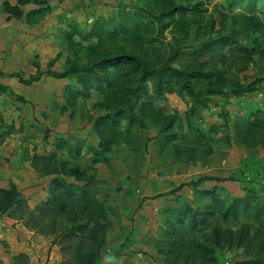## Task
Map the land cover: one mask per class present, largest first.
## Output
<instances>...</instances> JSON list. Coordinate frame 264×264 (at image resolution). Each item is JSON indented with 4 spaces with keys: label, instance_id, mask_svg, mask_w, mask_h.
Returning <instances> with one entry per match:
<instances>
[{
    "label": "rangeland",
    "instance_id": "rangeland-1",
    "mask_svg": "<svg viewBox=\"0 0 264 264\" xmlns=\"http://www.w3.org/2000/svg\"><path fill=\"white\" fill-rule=\"evenodd\" d=\"M250 1L63 0L55 7L48 22L56 38L52 51L42 54L44 72L53 60V70L63 72L101 58L128 55L151 69L169 64L188 71L211 72L215 77L196 82L197 90L202 92L201 101L186 94L154 96L149 83L150 99L136 102L128 93L129 81L121 74L124 68L110 71L116 73L118 88L92 90L89 98L80 97L75 104L66 103L64 95L69 84L80 88L74 85L75 80H42L27 94L20 89L19 96L26 101L14 99L13 114L6 115L0 125L1 130L11 126L15 129L14 137L0 147V157L8 160L3 166L9 163L5 167L8 177L2 176L0 186L8 188L16 183L31 209L47 199L49 184L43 173L39 175L24 165L33 150H55L52 146L57 134L67 137L72 148L79 142L97 148L102 137L112 140L113 145L106 163L94 161L88 149L77 163L94 177L92 192L104 204L103 210L75 202L73 210L59 216L53 226L49 220L44 222L42 232L52 235L28 229L25 232L22 222L0 215V264L82 263L92 250L90 241L86 237H81L82 243L75 239L63 241L60 236L74 224L86 222L106 231V251L101 255L104 263L115 262L117 256L116 264H239L264 258V236L244 215L228 223L216 216L206 227L170 241L161 231L168 216L164 212L178 206V197L194 201L188 187L172 193L193 179L237 178L238 182H207L202 189L217 186L222 198L231 200L245 194L244 186L255 187L264 200V122L248 118L251 111L264 118V110L258 111L264 104V14L259 9L248 11ZM257 2L260 5L264 0ZM184 6H197L206 12L195 15L179 11ZM120 12L136 17L124 21L127 31L118 37L63 39L69 26L87 34L98 19L118 21ZM219 36L232 40V44L199 59L188 54ZM248 48L251 54L245 53ZM133 105L134 116L145 120L146 127L120 118L115 127L103 128L101 136L93 131L99 117ZM193 108L197 111L188 118ZM172 121L178 139L162 144L157 136ZM198 136L203 140L199 141ZM15 156L19 158V169H10L11 163H16ZM57 158L67 161L70 156L59 152ZM71 164L73 169L76 164ZM244 226L249 227L250 236L240 245L238 238L247 230Z\"/></svg>",
    "mask_w": 264,
    "mask_h": 264
},
{
    "label": "trees",
    "instance_id": "trees-1",
    "mask_svg": "<svg viewBox=\"0 0 264 264\" xmlns=\"http://www.w3.org/2000/svg\"><path fill=\"white\" fill-rule=\"evenodd\" d=\"M235 1L236 0H232L231 4ZM28 4L38 6V9L30 12L28 16L34 14L39 18H43L46 15H51L55 10V7H51L47 0H19L16 6H12L9 2H4L3 8L5 12L10 14L11 18L20 20L25 16V12L21 7ZM198 9L197 6H184V8H180L179 11L185 13L189 12L195 15L206 12L205 9H201L200 11ZM246 9L250 12L254 9H259L260 13L264 14V3L259 5L257 0H251ZM135 15L136 14H127L123 12V14H120L118 21L100 18L94 23L92 29L87 34H83V32L69 26V31L63 35V39L67 42L75 36H80L85 41H90L93 38L102 36L111 38L118 37L120 33L127 31V23L124 21L132 20L136 17ZM231 42L232 40L229 41L228 38L221 36L210 38L200 49L190 51L188 54L195 59H199L221 46H229L232 44ZM251 51L252 49L250 50L248 48L245 50V53L251 54ZM54 63L55 60L50 62L49 69L46 72L38 71L36 75L31 76L27 80L23 78V74L21 73L5 74L0 72V77L4 75L15 77L18 78L22 84L27 86L39 82L44 75L55 79L75 80L76 84L74 85L78 84V86H80L79 89L73 88L70 84L65 88L64 95L66 103L68 104H75L76 100L80 97L89 98L92 90H114L118 88L120 84L117 81L116 73H110L112 69L124 68L121 74L129 81L127 82L129 86L126 85L128 93L136 102L150 99L149 83L153 85L154 96H164L167 94L183 96L186 94L193 99L201 101L202 92L201 90H197L196 82L212 81L215 77V74L211 72H205L203 70L188 71L170 66L169 64L151 69L138 58L128 55L101 58L95 62H89L85 66H80L78 68L70 67L63 72L52 70ZM0 89L4 92L9 91L2 86H0ZM249 90L250 88L248 91ZM9 93L13 94L11 91ZM239 94V92L235 93V95ZM17 99L21 102L26 101L20 96H18ZM261 105L264 108V104L261 103ZM263 108H259L260 110L258 111H263ZM143 109L144 104L141 106L140 110L142 111ZM196 111V108L191 109L188 118L193 117ZM252 112L253 111L249 113L248 118L253 117L252 120L264 122V118H260L257 113L252 115ZM134 113V105L130 107L124 106V108L108 113L96 120L93 125V131L101 136L103 128L115 127L120 118H128L129 122L133 123L132 125L136 124L141 127H146L145 120L134 116ZM188 121L190 122V120ZM190 128H192V126H190ZM173 130V121L160 130L157 137L161 140L162 144L171 143L178 139V134L173 132ZM5 133L9 134L10 131L1 132L0 127V137H3ZM197 139L202 141L203 137ZM112 145V140L102 137L97 148H94L88 142H79L76 144L75 148H72L64 135L57 134L55 136V148L57 153L48 156L35 155L33 158V166L37 172L45 175H55L50 181L47 199L41 202L34 210H31L27 198L19 190L18 185L16 183H11L8 189L0 187V215L5 214L13 220L22 222L30 231H35L42 235H52L51 233L45 234L42 232L44 222L49 220L52 222L50 225L53 226V223L59 216H64L73 210L72 205L75 202L91 207L97 211L103 210L104 204L92 192L94 177L90 176L88 172L82 169L76 161L80 159L83 150L88 149V151L92 152L94 155V161L106 163ZM58 152H67L70 156V160L58 161ZM71 163H75L77 166L73 165V169H71ZM262 165L264 169V164ZM245 167L249 170L252 169L248 167L247 164H245ZM252 170H254V167ZM1 179L2 175L0 173V182ZM228 181L238 182L239 180L233 177L227 180H221L216 177L204 176L182 183L177 189L173 190L172 193H176L188 187L195 196V199L193 202H190L186 198L178 197V206L164 212V214L168 215L161 230L165 239L170 241L181 234L194 233L199 228L206 227L216 216H219L223 223H228L229 221H237L239 217L243 215L246 216L249 221L255 222L258 226L257 233L264 236V200L255 187L250 188L244 186L243 189L245 194L243 196L233 197L231 200L222 198L220 188L217 186L211 189H202V186L207 182L222 183ZM206 199L209 202H207ZM243 229L247 230H245V233L243 232L242 237L238 238L240 245H243L245 239L250 236L249 227L244 226ZM104 232L106 233L103 227H98L97 225L90 226V224L86 222L74 224L60 236V239L63 241L75 239L82 243L83 238L81 237H86L85 239L90 241L89 243L92 246V250L82 263L79 264H116L119 256L114 259L115 262L111 260L104 263L102 260L101 255L106 251L104 248ZM100 234H102V238H100ZM239 264H264V258L257 257L256 259L246 260Z\"/></svg>",
    "mask_w": 264,
    "mask_h": 264
},
{
    "label": "crops",
    "instance_id": "crops-1",
    "mask_svg": "<svg viewBox=\"0 0 264 264\" xmlns=\"http://www.w3.org/2000/svg\"><path fill=\"white\" fill-rule=\"evenodd\" d=\"M18 1L19 0H0V72L5 73V74L21 73L23 74V78L27 80L31 76L36 75L38 71L44 72L43 69L45 68V66H43L42 64V60H41L43 58L42 54L48 53L51 50V44H52V41L56 38V34H54L52 28L49 27L50 24L48 21H49L50 15H46L43 18H39L38 16L34 14L28 16L30 12H32L35 9H38V6L36 5L28 4V5L22 6L21 8L25 12V16L22 19L18 20L15 18H11L10 14L5 12L3 8V3L9 2L12 6H16L18 4ZM47 1L51 7H57L58 5L63 3V0H47ZM58 53H60V50ZM53 67H52V70H53ZM46 79H53V80H58V81L67 80L68 83L71 82L68 79H55V78L44 75L41 78V80L36 83H41L42 80H46ZM36 83H33L30 86H27V85L22 84L18 78L10 77L8 75H4L0 77V86L5 87L9 90V91L4 92L0 89V117L2 119L0 125L3 126L2 124L3 118L6 117V115L13 114L12 112L13 107H15L14 102L19 101L17 98L20 95L19 94L20 89H24L25 94H27L29 89H31L33 85ZM10 91L13 94H10L9 93ZM14 99L16 101H14ZM19 109L20 108H17V110ZM6 129L7 128L5 129L2 128L1 132L10 131V133L9 134L5 133L3 137H0V147H2L1 145L3 144L5 145L7 144L6 139H8L9 137H14L13 135L14 134L13 132L15 131L14 126L9 127L8 130ZM65 138L67 139V137ZM52 147L55 150H52L51 152H45V153H38V151L33 150L32 155L29 158L25 159L26 162L24 163V165L26 167L28 165L29 167L32 168L33 171H35L39 175L42 174V173L37 172V170L33 166V158L35 155H39V156L47 155L48 156L50 154L57 153L56 148H55V143L53 144ZM85 150L86 149L83 150L81 157L85 153ZM26 152H28V150L27 151L25 150L24 153ZM13 158L16 159V163H13V165L11 163L9 168L19 169V166H18L19 158L17 156ZM80 159L76 161V163H78ZM93 159H95V157ZM4 160H5L4 158L0 157V162H1L0 173L2 176L8 177L7 174H5V172L8 171V168L5 169V167L8 166L9 163H7L4 167L3 164H5L6 161H8V160L6 161ZM20 167L24 168L23 165H21ZM43 175L49 178V184H48V188H49L50 181L53 177H55V175H45V174ZM47 193H48V190H47ZM40 203H38L36 207ZM28 205H29V208L31 209L29 201H28ZM34 209H31V210H34ZM16 222L18 223V221ZM23 227L26 229L24 231L28 232L27 228L24 225ZM27 259L29 258L27 257Z\"/></svg>",
    "mask_w": 264,
    "mask_h": 264
}]
</instances>
